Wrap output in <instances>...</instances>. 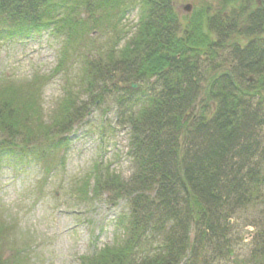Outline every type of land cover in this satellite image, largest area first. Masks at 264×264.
I'll return each mask as SVG.
<instances>
[{"label": "trees", "instance_id": "1", "mask_svg": "<svg viewBox=\"0 0 264 264\" xmlns=\"http://www.w3.org/2000/svg\"><path fill=\"white\" fill-rule=\"evenodd\" d=\"M173 1L0 0V39L51 28L68 42L138 8L120 48L84 56L91 104L101 102L96 87L117 76L132 167L127 178L96 167L84 183L83 192L124 197L128 208L121 243L80 264H199L207 240L226 238L232 212L264 203V0H218V10L194 12L186 24ZM73 98L35 128L33 106L0 91V157L35 146L40 159L52 156L88 109L89 99ZM152 230L163 234L159 251L137 255ZM258 232L264 264V215Z\"/></svg>", "mask_w": 264, "mask_h": 264}, {"label": "rangeland", "instance_id": "2", "mask_svg": "<svg viewBox=\"0 0 264 264\" xmlns=\"http://www.w3.org/2000/svg\"><path fill=\"white\" fill-rule=\"evenodd\" d=\"M173 5L184 24L194 12L219 8L218 0H174ZM137 20L138 8H132L119 23L112 18L110 25L68 42L51 28L24 38L3 37L0 91L7 90L33 106L35 128L40 121L54 122L73 96L85 102L96 98L82 89L84 56L120 48L135 31ZM109 82L104 91L101 85L96 87L101 102L95 106L89 99L85 115L52 156L40 159L35 146L0 157V258L4 263L80 264L82 258L121 243L119 224L127 213V199L82 191L86 180L88 186L93 182L96 167L124 178L131 173L129 128L123 122V106L117 104L121 92L113 89L117 76H110ZM195 114V110L187 112L188 117ZM260 133L264 136V127ZM263 215L264 203L232 212L226 219V238L207 240L195 259L199 264H259L256 249ZM162 236L155 230L147 232L137 255L157 253Z\"/></svg>", "mask_w": 264, "mask_h": 264}, {"label": "water", "instance_id": "3", "mask_svg": "<svg viewBox=\"0 0 264 264\" xmlns=\"http://www.w3.org/2000/svg\"><path fill=\"white\" fill-rule=\"evenodd\" d=\"M190 7L189 6H186L185 7V10L189 11ZM132 87H135V85H132Z\"/></svg>", "mask_w": 264, "mask_h": 264}]
</instances>
